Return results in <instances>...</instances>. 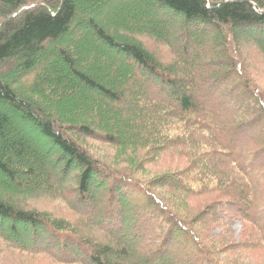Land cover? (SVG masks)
Returning <instances> with one entry per match:
<instances>
[{"label":"trees","instance_id":"trees-1","mask_svg":"<svg viewBox=\"0 0 264 264\" xmlns=\"http://www.w3.org/2000/svg\"><path fill=\"white\" fill-rule=\"evenodd\" d=\"M151 4L176 23L175 43L166 28L147 35L168 50L167 62L139 33L107 31L111 23L98 19L99 6L86 12L87 28L122 65L120 86L100 82L96 64L82 65L88 48L65 39L84 28L83 0H0V173L14 184H0V220L9 224L0 241L9 249L58 264H229L218 255L264 249V86L254 55L248 58L264 61V0ZM196 27L214 30L213 37L198 40ZM238 35L254 50L242 52ZM208 39L211 51L190 53L188 44ZM189 54L192 64L184 61ZM69 75L100 99L91 104L85 97L77 114L46 109L52 98L57 107L69 86L85 93ZM115 113L122 128L108 129ZM87 140L136 153L128 158L134 167L96 157ZM37 146L53 147L52 178ZM158 158L176 166L149 180L137 177ZM29 185L35 193L21 191ZM21 197L52 199L74 218L11 201ZM205 197L213 198L195 213L194 201ZM236 220L237 243L228 235Z\"/></svg>","mask_w":264,"mask_h":264},{"label":"rangeland","instance_id":"rangeland-1","mask_svg":"<svg viewBox=\"0 0 264 264\" xmlns=\"http://www.w3.org/2000/svg\"><path fill=\"white\" fill-rule=\"evenodd\" d=\"M104 2L105 1H99V0H83V4L85 5L86 11L85 12L82 11L80 18L81 17L83 18L84 28L80 32H77L71 36H68V38H65L66 41L80 42L85 49L88 48L89 50V51L87 50L88 53L82 54L83 55L82 61H85V63L82 64L84 68L88 67L89 65L91 66V64L92 65L96 64L98 75L96 74L94 75L97 76L100 82L107 83L108 85H116L117 83L118 84L120 83V86H121L123 84V80L121 78L122 73H123L122 65H120V63L118 62L117 55L113 53L112 51H109L108 48L98 44L93 32H91L87 28L86 21L89 18V16L87 15L86 12L87 10H89V13L92 15L98 6H99L98 8H102V11L100 10L101 12L97 9L99 15H96V16H98V19L103 24L106 22L111 23V24L105 25V29L107 31L112 32L115 36L121 37V38H124L128 34L127 32H123L121 28L128 29V31L131 30V31L137 32L140 34V36H138V39L141 41L143 45L147 47L148 50L155 52L156 55H158V57L162 61L164 62L168 61V57H167L168 50H166V48L163 45L156 43L155 41H152L151 39H149V37H147L148 33L151 34L155 31L154 27L155 28L160 27L162 28V30L166 28L168 29V32H169V37L167 38L172 43H175L176 39L174 36L176 34V23L173 20L171 21L170 18H168L167 20L168 15L163 10L156 11L155 10L156 8H154V11H153V9H151L150 7L152 6L151 0H110L107 2V4L106 2L105 3ZM105 7L106 9H104ZM143 13L144 14L146 13L147 16H144ZM164 19L166 21H164ZM165 24H167V27H165ZM193 29H195V31L198 33L200 32L198 36V40L200 41L202 40V37H204V35L210 36V37L211 36L213 37L214 35V30L210 28L208 29L207 27H200L199 29L196 27ZM124 34L126 35L124 36ZM238 36L239 37L237 39V42L239 43V46L242 48L243 50L242 52H246V50H254L251 45H248V42H246L247 39L244 35L242 36L238 35ZM262 40H264V37H262ZM261 42H262L263 49H264V41H261ZM210 43H211V39L210 40L208 39L206 43L204 44V46H197V45L194 46V45L188 44V46L191 47L189 51L190 53H193V54L197 53V55L198 54L203 55L205 51L209 52L212 50V48L210 47ZM96 50H102L105 52V54H102V55L96 54L94 53V51ZM252 56L254 57L253 62L256 63L258 67L256 78L259 81V83L264 86V61L260 57L256 56L255 54L249 55L248 58L252 59ZM184 61L186 63L192 64L196 60L191 58L189 54V56L184 57ZM69 77L74 83L80 86L84 90L85 93L84 94L81 93L78 89L73 88L72 86L67 87L66 89L62 90V94L60 98H57L61 100V102H59V104L57 105L58 107L57 108L55 107V105H53L54 104L52 102L53 98L50 99V96L52 95V93H54L53 92L54 89H52V87L50 86L49 88L52 90H47V87H46L44 88V92H43L44 99L45 100L50 99L51 101V105L48 106V108L46 107V109L51 111L53 110V108H56V110L58 109V111L62 113L63 115L66 114L67 111L76 113L77 111H79V108H84V106H87V101L85 97L91 100V104H92V101L95 102L96 100L100 99L98 92H96L95 90L89 89L87 86L83 84H79L76 81V79L72 77L71 75H69ZM134 79L136 80L137 78H134ZM55 92L57 91L55 90ZM63 97L67 99V103L62 102V99H64ZM45 102L46 101H44V105H45ZM131 103L132 101H129V103L124 105L122 108H124L125 111L131 109L132 108ZM103 109L104 108H102L101 110ZM140 109H143V108H139L138 111ZM117 118L119 117L116 115V113L115 115L109 116L108 120L110 121L112 120V124L111 126H107L108 129H110L109 127L111 128L116 127L118 129L122 128L121 123L119 124L117 122L116 120ZM100 124L102 125L101 122ZM129 130H131V128H129ZM83 143L86 144V148L87 150H89L91 154H94L96 157L101 158L107 161L108 163L111 162L112 160L115 161L118 164L117 165L118 168L120 166L122 167L127 166V167H132V168L134 167L135 163L134 162L132 163L128 160V158L131 157V155L133 156L136 155V153L132 151H129V152L125 151L124 153L122 152L120 154V153H116L115 151L111 150L110 147L100 144L99 142L97 143L95 141L87 140V141H84ZM38 146H37V156L42 159L44 163V167L49 169V167H51V163H50L51 159L54 157L52 156V154H54L52 152L53 147L47 146V148H45L44 146L43 147L41 146L38 147ZM137 157L139 159L144 157V152L139 154ZM173 158L153 159L149 164L144 165V171L141 172V174H138L137 177L144 179V180H149V179H152L158 175H161L167 172L168 170H171L173 167L176 166V161L173 160ZM49 171H50V178H52L55 175V172H53L52 169H49ZM0 184L1 186H8L10 187V189L13 188V185H14L1 173H0ZM14 189L18 190L15 187ZM22 189L28 190V191L21 190L22 192L35 193L34 191H32V190H35L33 185H29L26 187L22 186ZM3 191L8 195L7 197L10 196L6 190H3ZM212 198L213 197H205V198L195 200L194 201L195 203L194 212L197 213L199 210H201L203 205L208 203V201ZM11 201H15L19 203V205L24 204L25 207L29 206L31 208H35L40 211H45L47 212V214L50 213L52 215H56L59 217H66L71 220H73L74 218V216L66 209V207L63 206V204L57 201H54L52 199H46V198H40V199L23 198L22 199L21 197V198H13ZM8 226H9L8 223H3V221L0 220V231L1 230L6 231ZM19 227L20 226L18 225L17 229ZM230 228H231V232L228 234L230 237L229 240L230 239L231 241L235 240L234 242L237 243L236 241L239 239L238 236L240 234V229H241L240 222H238L237 220L233 221L232 224L230 225ZM216 232L217 230L213 231V233H216ZM236 253L237 254H233V256L228 254L231 257H227L225 254H222V255L220 254L218 255V257L224 258V260H228L229 264H264V249H257V250L249 251L248 252L250 253V255H248L249 257L246 256L247 254H245V256L242 257L241 255L242 253L239 252L238 254V251ZM245 257H248V258H245ZM0 264H58V263H55L49 257L44 256V255H36V254L28 253V252H22L18 250L9 249L6 246V244L0 241ZM124 264H127V263L124 261Z\"/></svg>","mask_w":264,"mask_h":264}]
</instances>
